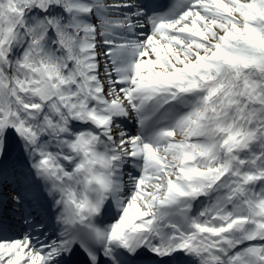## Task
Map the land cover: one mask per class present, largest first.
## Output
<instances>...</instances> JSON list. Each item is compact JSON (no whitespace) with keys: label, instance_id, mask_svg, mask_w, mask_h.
Here are the masks:
<instances>
[{"label":"snow or ice","instance_id":"obj_1","mask_svg":"<svg viewBox=\"0 0 264 264\" xmlns=\"http://www.w3.org/2000/svg\"><path fill=\"white\" fill-rule=\"evenodd\" d=\"M0 264H264V0H0Z\"/></svg>","mask_w":264,"mask_h":264}]
</instances>
